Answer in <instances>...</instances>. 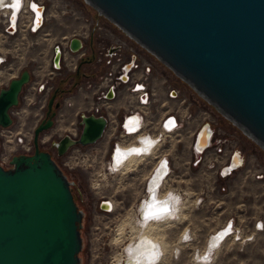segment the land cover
Returning <instances> with one entry per match:
<instances>
[{
  "label": "water",
  "instance_id": "1",
  "mask_svg": "<svg viewBox=\"0 0 264 264\" xmlns=\"http://www.w3.org/2000/svg\"><path fill=\"white\" fill-rule=\"evenodd\" d=\"M84 1L264 150V0ZM82 44L78 36L68 40L73 52ZM61 54L56 43V67ZM31 80L32 70L23 68L0 86V126L12 124L9 110ZM57 91L49 94L44 115L33 127V150L13 153L7 166L0 163V264H82L85 210L76 202L74 181L41 146L61 104ZM79 124L77 136L66 132L51 140L58 155L100 139L107 118L81 112ZM208 130V122L203 123L197 145H206ZM240 154L233 151V165L242 164ZM107 204L102 200L100 206Z\"/></svg>",
  "mask_w": 264,
  "mask_h": 264
},
{
  "label": "rangeland",
  "instance_id": "2",
  "mask_svg": "<svg viewBox=\"0 0 264 264\" xmlns=\"http://www.w3.org/2000/svg\"><path fill=\"white\" fill-rule=\"evenodd\" d=\"M46 2L50 6L51 14L47 26L42 31L37 34H19L15 38H7L2 43L3 50H7L5 65L11 63V66L1 73L0 86L7 85L9 79L16 76L21 69L32 70V80L23 89V92L28 90V98L23 102L22 97L18 104L25 108L21 115L23 124L30 127H34L44 115L46 100L51 90L63 79V87H69L73 80L72 72L76 68H68L65 65L67 57L64 61L61 60L58 68L52 63L56 43L66 49L68 40L72 36L80 37L86 27L89 33L96 21H101L112 27L116 33L124 35L84 0H46ZM135 47L154 63L160 74L165 75L172 84L180 86L189 96L192 101L191 112L196 116L194 122L201 124L209 121L221 128L225 132L224 138L228 135L232 137L227 147L231 148L233 145L244 156V163L236 169V172L219 177L212 170L193 168L186 163L190 149L178 143L176 152L181 164L174 169L176 176L171 181V186H167L162 192L174 190L186 199V205L184 204L182 210L183 220L181 217H175L173 220L171 218L166 223L159 224L158 229L162 233L158 232L156 236L165 242L166 251H163L162 258L157 256L156 264H264V226L262 229H256L254 225L255 221L260 219L264 223V150L212 105L193 92L194 90L145 48L137 43ZM74 54L71 53L72 56ZM105 69L106 66L103 64L92 65L90 70L86 64L81 66V70L89 73L94 71L96 75L104 73ZM49 73L52 74V78H48ZM45 79L52 86L48 91L38 93L31 87ZM80 80V84H86L95 80V75L82 76ZM77 110L79 111L76 113ZM83 111L78 107L76 109L69 106L60 107L54 125L42 134L45 139L41 142V146L52 153L69 178L74 181L73 194L81 208L85 210L81 229L82 264H114L115 256L121 252L131 236L136 234L134 230L129 231L130 222L127 223V220L132 221L131 223L135 222V205L144 193L143 172L149 163L136 162L134 169L106 172L103 160L107 157L108 137L104 134L96 142L81 146V150L86 154L93 152L94 149L99 150L96 162H92L91 157L88 156L89 159H84L80 164L72 167L63 165L64 154H57L51 140L59 138L66 132L75 131L74 136H77L81 127L80 113ZM14 120H16L15 116ZM184 139H187L185 134ZM8 144L11 142L0 136V163L4 165H8V161L2 159L1 153L3 146ZM75 146L77 145L70 147L68 152H71ZM104 198L111 199L113 206L115 204L111 212L100 207L99 201ZM230 218L235 234L229 235L224 241H218L216 248L212 249L210 258L198 261L196 254L204 251L209 235L214 234V231ZM122 222H125V233L115 240ZM185 232L188 236L183 237L182 234Z\"/></svg>",
  "mask_w": 264,
  "mask_h": 264
},
{
  "label": "built area",
  "instance_id": "3",
  "mask_svg": "<svg viewBox=\"0 0 264 264\" xmlns=\"http://www.w3.org/2000/svg\"><path fill=\"white\" fill-rule=\"evenodd\" d=\"M33 5L36 6L35 9ZM50 14V6L46 0H19L18 4L16 0H0V76L7 67L11 66V63L5 65L7 50L2 48L3 41L7 38H15L19 34L39 33L47 26ZM88 31L87 27L82 30L80 38L83 44L73 56L71 55L73 51L61 46V60L64 61L67 57L65 65L68 68H76L79 60L89 55L88 41H94L92 63L103 64L106 69L104 73L98 74L97 79L95 76V80L91 82L79 83L75 90L63 94L59 108L78 107L82 108L83 112L103 113L106 116L107 124L103 133L108 137L107 157L103 160L106 172H111L108 164L109 161H113L116 149L123 147L129 150L128 156L136 157V162L149 163L143 172L144 190H148L147 185L154 181L152 186L162 192L167 186H171V181L176 176L174 169L181 164L177 159L178 143L190 149L186 163L193 168L212 170L219 177L231 175L243 165L244 162L240 166L232 164L231 156L233 151L238 149L233 145L231 148L227 147L232 137L228 135L224 138L225 132L209 121L201 124L194 122L196 116L191 112L192 101L189 96L180 86L172 84L165 75L160 74L154 63L135 47L136 42L123 31L124 35L116 33L112 27L101 21L94 22L93 29L89 33ZM127 63L129 66L125 68ZM31 87L39 93L48 91L52 86L45 79ZM110 89L112 95L108 96ZM27 93L28 90L20 95V99L23 97V102L28 98ZM24 110L22 106H13L9 110L13 126L12 124L7 127L0 126V136L11 142L3 146L1 153L2 159L8 161V165L11 155L16 153L14 151L29 153L33 150V127L25 126L21 120ZM205 122L209 124L208 142L206 145H197L200 128ZM68 133L74 136L76 132ZM44 139L45 137L41 136V142ZM81 146L73 147L71 152L66 151L62 164L72 167L80 164L84 159H89L88 156L91 157L92 162L98 160L96 157L99 150L94 149L93 152L86 154L81 150ZM242 158L244 161V156ZM134 165L129 169H134ZM102 200L111 202V199L104 198L100 199V204ZM103 209L111 212L112 203ZM254 225L256 229H262L264 223L260 219L255 221ZM220 231L223 234H220ZM234 232L230 218L217 228L215 235L223 241ZM152 249L157 250L154 246H150L149 250Z\"/></svg>",
  "mask_w": 264,
  "mask_h": 264
},
{
  "label": "bare ground",
  "instance_id": "4",
  "mask_svg": "<svg viewBox=\"0 0 264 264\" xmlns=\"http://www.w3.org/2000/svg\"><path fill=\"white\" fill-rule=\"evenodd\" d=\"M128 152L129 150L123 147H118L116 149L113 161H109L108 164L111 172L128 171V169L134 165L136 157L134 155L128 156ZM240 155H242V153ZM243 162L244 161H242V163ZM111 165L115 170H111ZM153 183L154 181H152L150 185H147L148 190H144V194L145 192L147 194L145 199H147L148 202L143 201L142 203L144 199H139L137 202L135 222L131 223L132 221L127 220V223L130 222L129 231L134 230L136 234L131 236L128 243L122 247L121 252L115 256L114 264H156L157 256L158 258H162L163 251H166L165 242L157 238V233H162L158 229L160 228L159 224L163 222L166 223L169 219L171 220V218L173 220L175 217L182 218L184 216V211L182 210L186 205V199L182 198L183 196L181 197V195L174 190H168L165 193L160 192L152 186ZM109 206L110 203L108 202L106 207ZM124 223L125 222L120 223L118 235L115 237V240H118L125 233ZM216 232L217 230L207 238L204 253L200 252L196 254V259L198 261H202V259L205 261L210 258L212 249L214 247L216 248V243H218V241L221 242V240L214 236ZM220 234H223L222 231H220ZM182 235L186 237L188 233L185 232V234ZM160 237L162 238V235ZM150 246H154L157 250H149ZM205 255L210 257H206Z\"/></svg>",
  "mask_w": 264,
  "mask_h": 264
},
{
  "label": "trees",
  "instance_id": "5",
  "mask_svg": "<svg viewBox=\"0 0 264 264\" xmlns=\"http://www.w3.org/2000/svg\"><path fill=\"white\" fill-rule=\"evenodd\" d=\"M94 48V41H88V51H89V55L87 57H84L83 60L77 67L76 70H74L72 72V75H73V80H72V83L69 87H63V84H64V79L60 82L59 85H56L55 87L58 88V91H57V97L58 98H61L63 96V94H66V93H69V92H72L73 90H75V87L77 84H79V82L81 81L80 78L83 76V77H90V76H97L96 75V72H86L85 70H81V66L82 64H86L89 66V70L91 69L92 65L95 66V64L92 63L93 61V57H92V49ZM54 87V88H55ZM53 88V89H54ZM53 89L51 90V92L53 91ZM73 188V187H72ZM76 202L78 203L79 205V201L76 199ZM80 206V205H79ZM81 207V206H80Z\"/></svg>",
  "mask_w": 264,
  "mask_h": 264
},
{
  "label": "flooded vegetation",
  "instance_id": "6",
  "mask_svg": "<svg viewBox=\"0 0 264 264\" xmlns=\"http://www.w3.org/2000/svg\"><path fill=\"white\" fill-rule=\"evenodd\" d=\"M92 42V41H91ZM92 51H93V53H92V57H93V55H94V48L92 49ZM77 67H78V64H77ZM77 67H76V69H77ZM75 69V70H76ZM182 81V80H181ZM113 169L114 168H112V165H111V170L113 171ZM115 170V169H114ZM146 192H145V194H143L140 198H141V200L142 199H144V200H142V203H143V201H146V202H148L147 201V199H145L146 198ZM76 199V198H75ZM111 201V200H110ZM146 202H145V204H146ZM110 203H112V201L110 202ZM114 208V206H113V204H112V209ZM135 209L137 210V203H136V205H135ZM214 236H216V235H214ZM210 237V236H209ZM203 253H204V251H203ZM208 255H209V253H208ZM206 257H210V256H206Z\"/></svg>",
  "mask_w": 264,
  "mask_h": 264
},
{
  "label": "crops",
  "instance_id": "7",
  "mask_svg": "<svg viewBox=\"0 0 264 264\" xmlns=\"http://www.w3.org/2000/svg\"><path fill=\"white\" fill-rule=\"evenodd\" d=\"M54 11V10H53ZM53 11H52V13H53ZM48 78H52V74H48ZM52 84V83H51Z\"/></svg>",
  "mask_w": 264,
  "mask_h": 264
},
{
  "label": "snow or ice",
  "instance_id": "8",
  "mask_svg": "<svg viewBox=\"0 0 264 264\" xmlns=\"http://www.w3.org/2000/svg\"><path fill=\"white\" fill-rule=\"evenodd\" d=\"M16 3L18 4L19 3V0H16ZM34 9L36 8L35 5L32 6Z\"/></svg>",
  "mask_w": 264,
  "mask_h": 264
}]
</instances>
